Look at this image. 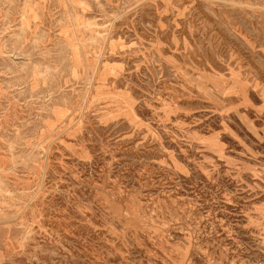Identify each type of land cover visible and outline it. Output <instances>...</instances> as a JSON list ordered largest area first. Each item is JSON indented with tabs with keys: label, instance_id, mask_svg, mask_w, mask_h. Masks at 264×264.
<instances>
[{
	"label": "rangeland",
	"instance_id": "rangeland-1",
	"mask_svg": "<svg viewBox=\"0 0 264 264\" xmlns=\"http://www.w3.org/2000/svg\"><path fill=\"white\" fill-rule=\"evenodd\" d=\"M0 264H264V0H0Z\"/></svg>",
	"mask_w": 264,
	"mask_h": 264
}]
</instances>
